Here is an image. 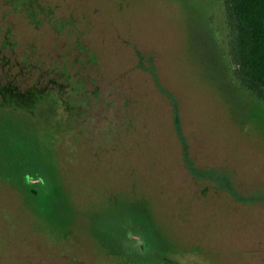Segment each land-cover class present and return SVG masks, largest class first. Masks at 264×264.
<instances>
[{"label": "rangeland", "instance_id": "rangeland-1", "mask_svg": "<svg viewBox=\"0 0 264 264\" xmlns=\"http://www.w3.org/2000/svg\"><path fill=\"white\" fill-rule=\"evenodd\" d=\"M227 32L222 0H0V264H264V102Z\"/></svg>", "mask_w": 264, "mask_h": 264}, {"label": "trees", "instance_id": "trees-1", "mask_svg": "<svg viewBox=\"0 0 264 264\" xmlns=\"http://www.w3.org/2000/svg\"><path fill=\"white\" fill-rule=\"evenodd\" d=\"M225 7L228 32L226 44L229 54V67L231 80L238 88L247 92L255 101L264 102V0H222ZM225 43V41H224ZM6 88H0V97L14 98L7 93ZM17 99L22 100L21 97ZM34 180V181H31ZM22 188L28 191L39 189L43 191L42 182L34 171L23 172L19 176ZM144 223V222H143ZM152 228V227H151ZM116 232L112 235H117ZM118 241H125L129 232H122ZM145 241L152 240V234L148 231ZM145 242V243H146ZM145 246V245H144ZM116 247V246H114ZM119 247V246H118ZM142 249H125L110 253L114 258V264H140L145 259ZM171 262L165 256H160L159 263L165 260ZM172 263V262H171Z\"/></svg>", "mask_w": 264, "mask_h": 264}]
</instances>
